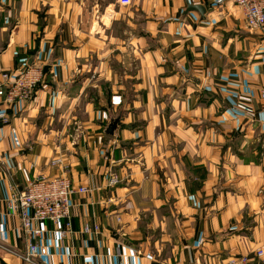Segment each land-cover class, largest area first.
Instances as JSON below:
<instances>
[{
	"label": "crops",
	"instance_id": "obj_1",
	"mask_svg": "<svg viewBox=\"0 0 264 264\" xmlns=\"http://www.w3.org/2000/svg\"><path fill=\"white\" fill-rule=\"evenodd\" d=\"M38 64L8 107L3 75ZM2 84L0 264H264V29L234 0H0ZM39 174L91 191L66 237L35 224L47 254L27 261L7 200Z\"/></svg>",
	"mask_w": 264,
	"mask_h": 264
},
{
	"label": "built area",
	"instance_id": "obj_2",
	"mask_svg": "<svg viewBox=\"0 0 264 264\" xmlns=\"http://www.w3.org/2000/svg\"><path fill=\"white\" fill-rule=\"evenodd\" d=\"M117 1L124 6L132 3V0ZM234 2L242 8L246 26L250 31L258 32L264 29V0H234ZM3 77L7 79L8 92L5 100L2 101L10 107L33 96L34 87L45 77L44 66L40 64L30 66L12 79L8 74H4ZM2 91L0 87V94ZM260 96L264 99V87L260 89ZM0 118L5 122L9 121L5 112L0 113ZM59 164H62L60 159L53 160L51 163V165ZM120 181L117 173L111 174L110 185L116 186ZM90 191L88 187L74 185L67 176L39 174L24 189L16 190L11 195L7 200V207L20 217L22 230L28 237L27 261L47 254L45 246L40 244L44 230L35 227V224L51 222L58 225L63 223L66 230L62 229L61 234L62 237H66L72 230L73 198ZM99 229L97 224L94 227L89 224L84 226L85 232L99 231ZM256 255L258 258H264V247L258 248ZM220 264H251V258L244 254L231 256Z\"/></svg>",
	"mask_w": 264,
	"mask_h": 264
},
{
	"label": "water",
	"instance_id": "obj_3",
	"mask_svg": "<svg viewBox=\"0 0 264 264\" xmlns=\"http://www.w3.org/2000/svg\"><path fill=\"white\" fill-rule=\"evenodd\" d=\"M192 10H197L198 12L201 13L202 16H205L206 9L202 5H189L187 11H192ZM189 78L193 79L196 82L199 81V83H200V79L195 78L192 75L189 76ZM119 121H120V116L115 117V118H112V120L110 121V123L108 124V126L106 128V131H105L106 134H108V135H115V132L118 129Z\"/></svg>",
	"mask_w": 264,
	"mask_h": 264
},
{
	"label": "rangeland",
	"instance_id": "obj_4",
	"mask_svg": "<svg viewBox=\"0 0 264 264\" xmlns=\"http://www.w3.org/2000/svg\"><path fill=\"white\" fill-rule=\"evenodd\" d=\"M105 1L108 2V1H110V0H105ZM105 15H106V13H105ZM109 15H110V14H109ZM107 17H108V14L106 15V18H107ZM122 25H123V26H122V30H123V28H124V29H127V28H126V25H124V23H122ZM118 54H119V52L116 53L117 56H118ZM114 64H115V63H114ZM45 77H46V76H45ZM45 77H43L42 81L44 80ZM42 81H41L40 83H42ZM5 86H6L7 89H6V95H5V97H4V100H5V98H6V96H7V92H8V82L5 83ZM2 88H4V85H3V84H2Z\"/></svg>",
	"mask_w": 264,
	"mask_h": 264
},
{
	"label": "trees",
	"instance_id": "obj_5",
	"mask_svg": "<svg viewBox=\"0 0 264 264\" xmlns=\"http://www.w3.org/2000/svg\"><path fill=\"white\" fill-rule=\"evenodd\" d=\"M44 74L45 75H47V71H46V67H44ZM45 79V78H44ZM41 83H38L35 87H34V91H35V88L37 87V86H39Z\"/></svg>",
	"mask_w": 264,
	"mask_h": 264
}]
</instances>
